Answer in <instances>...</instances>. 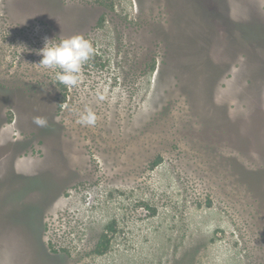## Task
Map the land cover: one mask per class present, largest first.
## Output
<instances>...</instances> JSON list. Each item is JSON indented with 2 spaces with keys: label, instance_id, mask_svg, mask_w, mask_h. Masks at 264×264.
<instances>
[{
  "label": "rangeland",
  "instance_id": "obj_1",
  "mask_svg": "<svg viewBox=\"0 0 264 264\" xmlns=\"http://www.w3.org/2000/svg\"><path fill=\"white\" fill-rule=\"evenodd\" d=\"M0 264H264V0H0Z\"/></svg>",
  "mask_w": 264,
  "mask_h": 264
},
{
  "label": "clouds",
  "instance_id": "obj_2",
  "mask_svg": "<svg viewBox=\"0 0 264 264\" xmlns=\"http://www.w3.org/2000/svg\"><path fill=\"white\" fill-rule=\"evenodd\" d=\"M42 57L39 66L49 69H58L55 79L66 87L77 86L80 81L82 66L94 54L92 42L83 35H74L69 38L50 40L45 37L44 47L37 53ZM102 98V97H101ZM97 117L95 113L86 108L79 117L78 122L83 125H94ZM33 123L39 127L47 126V119L34 117Z\"/></svg>",
  "mask_w": 264,
  "mask_h": 264
},
{
  "label": "trees",
  "instance_id": "obj_3",
  "mask_svg": "<svg viewBox=\"0 0 264 264\" xmlns=\"http://www.w3.org/2000/svg\"><path fill=\"white\" fill-rule=\"evenodd\" d=\"M107 244H108V240L107 237H103V239L100 241L99 243V247L106 249L107 248ZM99 253L101 254V252L99 251Z\"/></svg>",
  "mask_w": 264,
  "mask_h": 264
}]
</instances>
